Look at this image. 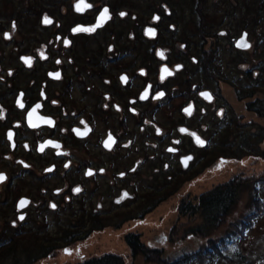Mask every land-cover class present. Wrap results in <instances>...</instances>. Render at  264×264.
Segmentation results:
<instances>
[{
	"label": "flooded vegetation",
	"instance_id": "af4514ba",
	"mask_svg": "<svg viewBox=\"0 0 264 264\" xmlns=\"http://www.w3.org/2000/svg\"><path fill=\"white\" fill-rule=\"evenodd\" d=\"M187 1L186 6L192 8L188 18L185 6L169 7L166 12L153 8L145 16L143 10H123L110 0H104L101 7L85 0L92 7L75 11L73 22L43 11L29 27L23 28L20 20L11 22L15 30L12 25L11 31L0 26V109L4 117L0 119V173L6 177L0 182V239L34 231L27 224L36 214L78 219L139 206L146 195H154L176 179L186 181L189 173H202L215 140L239 136V117L220 92L225 81L217 73L221 69L218 63L213 67L220 41L204 22L208 14L203 1ZM79 2L74 0V9ZM104 7L111 18L95 32L71 31L77 26L94 27ZM121 12L126 15L121 17ZM45 14L53 21L51 25L43 23ZM154 15H159V21H154ZM149 28L156 30L155 37L146 34ZM244 32L251 45L248 49L236 46ZM250 34L246 29L238 31L228 46L239 52L251 49ZM65 38L71 41L67 47ZM161 50L164 59L157 55ZM41 51L47 59L40 58ZM24 57L32 59L31 67ZM177 65L182 67L176 70ZM164 67L174 74L162 82ZM56 72L60 79L49 75ZM146 90L148 97L140 100ZM158 92L164 95L156 99ZM201 92L210 93L213 99H205ZM37 103L41 107L33 120L38 127L32 128L28 112ZM189 105L191 116L183 111ZM49 119L54 124L43 122ZM76 129L86 135H77ZM9 131L14 134L11 141ZM109 133L115 140L111 149L103 143ZM191 133L205 145H197ZM47 141L53 144L40 152L39 146ZM188 156L192 159L185 167L183 160ZM49 168L53 171H46ZM89 170L93 175L86 174ZM148 174L150 185H144ZM160 175L168 179L158 181ZM77 187L81 189L78 193L74 191ZM21 199L30 202L22 209L18 207Z\"/></svg>",
	"mask_w": 264,
	"mask_h": 264
},
{
	"label": "rangeland",
	"instance_id": "374dc122",
	"mask_svg": "<svg viewBox=\"0 0 264 264\" xmlns=\"http://www.w3.org/2000/svg\"><path fill=\"white\" fill-rule=\"evenodd\" d=\"M90 1L96 2L95 7H101L104 0ZM202 1L203 11L208 14L207 21L204 22L207 26L210 25L208 29L214 31V38L220 41V52L213 61V67L219 64L217 67L221 70L217 69L216 72L225 80L221 84L220 92L231 103L233 112L238 115L239 119L236 123L243 126L246 130L244 135L250 138L246 143L243 138L236 136L235 138L228 136L223 140L228 141L227 143L233 140L232 147L235 154H244L250 150L253 153H247L241 158L214 156L212 159L213 152H211L202 173H189L179 190L149 212L142 211L145 201L140 202L139 206L117 209L118 211H109L107 214L104 210L102 215L109 220L108 224L95 228L84 239L62 246L50 256L31 264H69L107 252L121 254L127 264H159L153 260L146 261L143 253L133 254L130 245L125 241L128 232L139 234L147 248L162 250L161 253L155 254L158 258L164 257L168 264H264V117L247 109L251 99L264 100V0ZM110 2L123 10H143L145 16L151 13L153 8L166 12L165 6L166 8L185 6L183 12L186 16L188 9H192L186 6L187 0H110ZM43 11L51 16L70 18L69 20L72 21V16L75 15L74 0H0V26L10 30L11 22L14 20L19 23L20 20L23 28L29 27L30 24H34L31 20L40 18ZM175 11L179 12L178 9ZM242 29L251 32L250 40L253 47L239 52L228 44ZM210 40L212 41L213 38L211 37ZM211 43V45L215 44ZM246 71L250 72L248 76L253 75V78L257 79L259 87L253 98L245 97L240 100L235 82L244 88L247 87L248 81H253L251 77V80L248 79ZM217 142L219 140L213 142V147ZM219 146L214 149L217 150ZM243 150L245 152H242ZM167 177L160 175L158 181L166 180ZM233 179L235 182L238 180V204L222 219L220 226L205 228L204 225L205 230L201 234L198 231V227H202L201 216L182 215L180 202L184 198L194 201L197 196L215 184L226 183ZM150 180L149 174L148 177L144 176L143 184L148 185ZM255 197L259 198L258 205L253 201ZM105 199L108 204L107 198L101 200L104 202ZM254 207L258 211L263 207V213L256 214L257 209ZM45 215V217L41 214L33 215L30 220L28 219L27 228L39 233L40 236L50 232L54 235L60 234L64 225L78 227L84 219V217L78 219L65 217L62 214L61 216L52 213ZM21 234L25 235V233ZM223 237L225 241L221 243ZM24 238L26 237H20L17 254L0 264L24 263L26 258L22 246ZM0 247L5 249L4 245ZM240 255L248 262H244Z\"/></svg>",
	"mask_w": 264,
	"mask_h": 264
},
{
	"label": "trees",
	"instance_id": "16d2710c",
	"mask_svg": "<svg viewBox=\"0 0 264 264\" xmlns=\"http://www.w3.org/2000/svg\"><path fill=\"white\" fill-rule=\"evenodd\" d=\"M246 75L248 79H253V81H248L247 87L242 88L241 86L237 88L238 92V98L241 100L245 97H251L255 96L256 89L259 87V83L257 79L253 78L250 75L249 71H246ZM250 79V80H251ZM249 109L255 111L257 115L260 117H264V100L257 99L256 102H250L248 104ZM239 124V123H237ZM239 129V136L243 138L244 142L246 143L250 138L248 135H244L245 131L244 128H242L241 124L238 127ZM248 134V132H247ZM228 138V136H224V138ZM245 137V138H244ZM247 137V138H246ZM224 138H219V142L215 143L214 148L216 146H219L217 150H212V159H214V156H231V157H237L241 158L244 155H247V153H253V151H247V153H234L232 147L233 140L231 143H227L228 141L223 140ZM231 138V137H230ZM235 138V137H234ZM253 139V138H252ZM254 141V140H253ZM217 144V145H216ZM233 153H230V151ZM242 152H245L243 150ZM264 155V154H263ZM185 179H176L171 185H165L164 188H160L158 192H153L154 195L149 194L150 196L146 195L145 201V207L142 210L144 213L149 212L151 209L156 207L158 204H160L161 201L169 198L172 193L179 190V188L184 183ZM238 182V180H237ZM235 182V180H229L226 181V183H219L215 184V186L211 187L208 190H205L202 194L197 196L195 200L192 199H186L184 198L180 202V212L183 215L189 214L193 216L194 214H199L202 219V227H198V231L200 233L204 232V225L206 226L214 227L220 226V223L222 222V219L225 218L226 215L238 204V198H239V185ZM257 197L253 199L259 204ZM149 202L151 205H149ZM255 205L257 208L258 206ZM254 207V209H257ZM263 208V207H262ZM262 208L260 211L257 212L255 210L256 214H261ZM264 209V208H263ZM254 212V211H253ZM252 212V213H253ZM255 214V215H256ZM84 219L82 220L81 224L77 227H63L61 230V233L58 234H52L51 232L40 236L39 233L30 231L23 234H17V236L9 237L4 239L3 241H0V246L4 245L5 249L3 247H0V263H5L9 257L11 258L13 255L17 254L19 251V241L20 237H26L24 238V242L22 243L24 254L26 256L24 263H15V264H31L35 261H38L42 258H46L53 254L56 249L62 248V246L70 245L76 240L84 239V237L90 235L95 228H101L108 224V219L106 216H103L102 214L96 213L92 216H83ZM82 217V218H83ZM94 223V224H92ZM245 229V228H244ZM192 231V230H191ZM194 233V231H193ZM202 234V233H201ZM125 241H127L128 245H130L133 254L137 255L140 253H143V256L145 257V260L148 262L156 261L159 264H168L169 262L165 260L164 257L158 258L156 256V252L161 253L162 250H159L158 248H147L143 241L140 239L139 234H136L134 232H128V234L125 236ZM225 241V237L222 238L220 241L223 243ZM219 254V253H218ZM222 256L224 254L222 253ZM239 256V255H238ZM244 256L240 255V258L244 262L245 259H243ZM235 260V258H233ZM241 260V259H240ZM69 264H127L124 257L121 254H116L112 252H107L105 254L96 255L92 257L85 258L84 261L80 262H74Z\"/></svg>",
	"mask_w": 264,
	"mask_h": 264
},
{
	"label": "snow or ice",
	"instance_id": "6c2138e0",
	"mask_svg": "<svg viewBox=\"0 0 264 264\" xmlns=\"http://www.w3.org/2000/svg\"><path fill=\"white\" fill-rule=\"evenodd\" d=\"M86 7H87V8H91L92 5H91V4H85V3H84V0H80L79 3H76V4H75V11H76V12H83V11L85 10ZM165 10L167 11L166 6H165ZM119 15H120L121 17H123V16L126 15V13L121 12V13H119ZM110 18H111V17H110V15H109V9H108V7H104L103 10L100 12L99 22H98L94 27H81V26H77V27L72 28L71 31H72L73 33H80V32L92 33V32H95V31H96V28L100 27V26L103 24L104 21H106V20H108V19H110ZM153 19H154V21H159L160 17H159V15H154ZM43 23H44L45 25H51V24L53 23V21H52V20H51L46 14H45L44 17H43ZM12 28H13V30H15V28H16V24H15V22H13V24H12ZM146 34H147L148 36H150V37H155L157 33H156V30H155L154 28H149V29H147V33H146ZM221 35H223V33H221ZM246 38H247V33H244L243 36H242V38L236 43V46H237L238 48H241V49H248V48H250L251 45L247 42V39H246ZM57 39L59 40L60 37H57ZM70 43H71V41L68 40V39H66V38L63 40V44H64L65 47L69 46ZM157 55H158L160 58L164 59V58H165V51L161 50V51H159V52L157 53ZM39 56H40L41 59H47V57L45 56V53H44L43 51H41V52L39 53ZM22 59L24 60L25 64H27L29 67L32 66L33 61H32L31 58L24 57V58H22ZM56 63L59 64V63H61V62H60L59 60H57ZM181 67H182V66L177 65V66H176V70H179ZM8 74H9V75H12L11 72H9ZM141 74H144V73H143V70H142ZM173 74H174L173 71H170L167 67H164V68L161 70L160 80L163 82V80L165 79L166 76H172ZM49 75H50V76H53L55 79H60V75H61V74H60L59 72H56V73H54V74H53V73H49ZM121 80H122L123 82H127V77L122 76V77H121ZM148 88H151V85H148ZM41 95H42V96L44 95L43 91L41 92ZM148 95H149V93H148V91L146 90L143 94H141V96H140V100H145V99L148 97ZM163 95H164L163 92H158L154 98L158 99V98L162 97ZM200 95L203 96L205 99H207V100H209V101H211V100L213 99V97H212V95H211L210 93L201 92ZM20 96L22 97V96H23V93H20ZM17 103H18V106H19L20 108H24V107H25V105H24L23 103H21L19 100L17 101ZM52 103L55 104L56 101H52ZM131 103H135V101H131ZM40 107H41V104L37 103V104L35 105V107H33V108L31 109V111L28 112V125H29L30 127H32V128H36V127H38V124H37L36 122H34L33 117H34V114L36 113V110H37L38 108H40ZM105 107H107V105H106ZM116 107H117V110H119V107H118V106H116ZM131 110H132V111H135V109H131ZM183 111L185 112V114L191 116V115H192L193 108H192L191 105H189L187 108H184ZM221 114H222V113H221ZM3 118H4V117H3V110L0 109V119H3ZM43 122H44V123H47V124H49V125L54 124V122H53L52 120H50V119H49V120H45V121H43ZM81 123H84V122L81 121ZM16 126H19V125H16ZM74 131H76V134L79 135V136L86 135V132H80L78 129H76V130H74ZM180 131H181V132H186L187 130L184 129V128H181ZM157 132L159 133V130H157ZM13 135H14V134H13L11 131H9V132L7 133V139H8L9 141H11V140L13 139ZM191 135L195 138V143H196L197 145H199V146H204V145H205L206 142H205L204 140H202L199 136H197L195 133H191ZM103 143H104V146H105L106 148L111 149L112 145L115 143V140H114V138H113V136H112L111 133L108 134V138H107V140L103 141ZM176 143H179V141H176ZM48 144H53V142H52V141H47L46 144H41V145L39 146V151H40V152H43L44 149H45V147H46ZM54 146H55L56 148H60V145H59V144H55ZM12 147L15 148L16 145L13 143V144H12ZM24 147L27 148L28 146H27V145H24ZM168 151H169V152H172V151H175V149H173V148H169ZM65 155H67V153H65ZM191 159H192L191 156H188V157L184 158L183 163H184L185 167H187V165H188V161L191 160ZM65 167L67 168L68 165L66 164ZM46 171H48V172H52L53 169H52V168H49V169H47ZM101 171H103V170H101ZM132 171H135V169H132ZM86 174L89 175V176L93 175V173H92L91 170H89ZM121 175H124V174L121 173ZM5 179H6V177H5L2 173H0V182H3ZM74 191L78 193V192L81 191V189H80L79 187H77V188L74 189ZM124 195L127 196V193H125ZM118 202H119V201H118ZM28 203H30L28 200H26V199H21V201L19 202L18 207H19L20 209H22V208H24ZM50 206H51L52 208H55V207H56L55 204H52V205H50ZM24 218H25V217H24L23 215L19 216V219H20V220H23Z\"/></svg>",
	"mask_w": 264,
	"mask_h": 264
},
{
	"label": "water",
	"instance_id": "95a60500",
	"mask_svg": "<svg viewBox=\"0 0 264 264\" xmlns=\"http://www.w3.org/2000/svg\"><path fill=\"white\" fill-rule=\"evenodd\" d=\"M98 19H99V18H98ZM98 22H99V20H98ZM244 33H245V32H244ZM244 33H243V34H244ZM243 34H242V36H243ZM241 38H242V37H241ZM241 38H240V39H241ZM240 39H238V41H239ZM246 39H247V38H246ZM238 41H237V42H238ZM247 42H248V40H247ZM248 43H249V42H248Z\"/></svg>",
	"mask_w": 264,
	"mask_h": 264
},
{
	"label": "clouds",
	"instance_id": "9594fccd",
	"mask_svg": "<svg viewBox=\"0 0 264 264\" xmlns=\"http://www.w3.org/2000/svg\"><path fill=\"white\" fill-rule=\"evenodd\" d=\"M242 67H245V66H242Z\"/></svg>",
	"mask_w": 264,
	"mask_h": 264
}]
</instances>
